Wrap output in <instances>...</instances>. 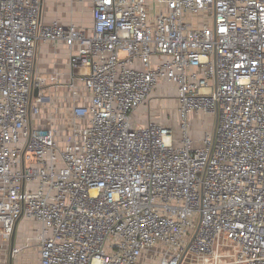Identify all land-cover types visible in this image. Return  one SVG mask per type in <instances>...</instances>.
I'll use <instances>...</instances> for the list:
<instances>
[{
	"label": "built area",
	"instance_id": "2783aa9c",
	"mask_svg": "<svg viewBox=\"0 0 264 264\" xmlns=\"http://www.w3.org/2000/svg\"><path fill=\"white\" fill-rule=\"evenodd\" d=\"M48 1L0 0V264L21 221L39 264H264V0H90L89 31ZM41 43L88 101L47 129ZM162 81L178 130L137 122Z\"/></svg>",
	"mask_w": 264,
	"mask_h": 264
},
{
	"label": "rangeland",
	"instance_id": "374dc122",
	"mask_svg": "<svg viewBox=\"0 0 264 264\" xmlns=\"http://www.w3.org/2000/svg\"><path fill=\"white\" fill-rule=\"evenodd\" d=\"M66 2V5L63 3ZM44 6V19L46 22L59 20L62 23L69 24L75 22L79 28L89 30L91 22V2L89 0H50ZM46 5V4H45ZM75 19V20H74ZM79 19V20H78ZM38 54V51H37ZM35 60H37V55ZM37 65V64H36ZM36 69V77H40ZM166 95L162 96L161 92H154L148 102L142 107L143 118L145 122L153 120L162 122L172 127L174 130L179 128V116L177 99L175 92L165 89ZM192 123H196L200 130L199 136L211 128L212 118L210 116L198 114L192 117ZM37 226L34 223L21 221L17 228L16 243L21 251L11 257V252L6 249L1 251L3 264H39V251L37 247Z\"/></svg>",
	"mask_w": 264,
	"mask_h": 264
},
{
	"label": "crops",
	"instance_id": "0c3cea01",
	"mask_svg": "<svg viewBox=\"0 0 264 264\" xmlns=\"http://www.w3.org/2000/svg\"><path fill=\"white\" fill-rule=\"evenodd\" d=\"M47 3L45 5L46 7L48 5ZM63 5H66V2L63 3ZM91 22H93L92 15ZM91 28L92 26L89 29ZM37 55L36 69L40 73V77H43L47 80V89H51L48 93L52 102L45 105L43 109L44 112L41 116L42 119H38L35 126L38 129H47L49 128V123H46V119L50 116V114L57 113L56 116L58 118H63L69 114L70 108L72 106L87 104L88 101L84 99L87 91L85 90V87L81 82L75 81V89H79V91L82 93L83 98L78 97L74 100L70 98V94L67 90L70 83L72 82V69L69 63L70 49L64 43H58L55 45L51 43H41L38 47ZM52 77L56 78V80L53 82L51 80ZM156 89L157 92H161L162 96H164L167 94L165 93V89H169L174 92L173 89H175V86L162 81ZM141 111L142 108L137 112V122L140 124H146L148 121L146 120L144 122L143 118L140 117V115H143L142 113H144V111ZM192 128L197 134L195 135V137L200 138L199 133L201 132L197 133L200 130L198 125L196 123H192Z\"/></svg>",
	"mask_w": 264,
	"mask_h": 264
},
{
	"label": "water",
	"instance_id": "95a60500",
	"mask_svg": "<svg viewBox=\"0 0 264 264\" xmlns=\"http://www.w3.org/2000/svg\"><path fill=\"white\" fill-rule=\"evenodd\" d=\"M35 96H37V91L35 92ZM16 227H17V224H16ZM15 234L16 232H14L13 237H12V245L14 244V241H15ZM10 264H12V261L10 262Z\"/></svg>",
	"mask_w": 264,
	"mask_h": 264
}]
</instances>
